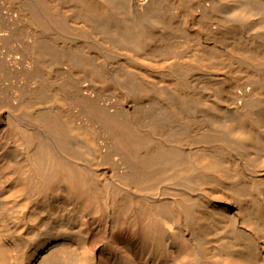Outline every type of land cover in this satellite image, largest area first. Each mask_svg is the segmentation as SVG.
Instances as JSON below:
<instances>
[{
    "label": "bare ground",
    "instance_id": "bare-ground-1",
    "mask_svg": "<svg viewBox=\"0 0 264 264\" xmlns=\"http://www.w3.org/2000/svg\"><path fill=\"white\" fill-rule=\"evenodd\" d=\"M0 264H264V0H0Z\"/></svg>",
    "mask_w": 264,
    "mask_h": 264
}]
</instances>
